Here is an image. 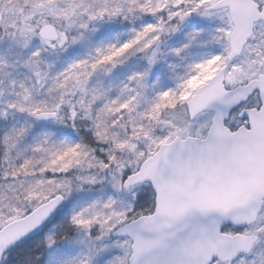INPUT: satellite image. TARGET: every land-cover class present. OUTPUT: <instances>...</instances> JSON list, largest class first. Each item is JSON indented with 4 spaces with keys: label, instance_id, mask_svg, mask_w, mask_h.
I'll list each match as a JSON object with an SVG mask.
<instances>
[{
    "label": "snow or ice",
    "instance_id": "1",
    "mask_svg": "<svg viewBox=\"0 0 264 264\" xmlns=\"http://www.w3.org/2000/svg\"><path fill=\"white\" fill-rule=\"evenodd\" d=\"M0 264H264V0H0Z\"/></svg>",
    "mask_w": 264,
    "mask_h": 264
}]
</instances>
